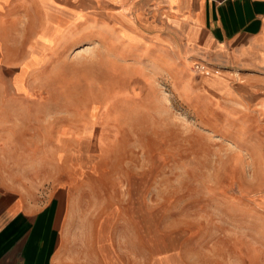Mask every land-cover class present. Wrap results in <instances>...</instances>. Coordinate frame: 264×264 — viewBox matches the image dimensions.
<instances>
[{
    "label": "rangeland",
    "instance_id": "374dc122",
    "mask_svg": "<svg viewBox=\"0 0 264 264\" xmlns=\"http://www.w3.org/2000/svg\"><path fill=\"white\" fill-rule=\"evenodd\" d=\"M24 7L29 33L38 34L28 54L41 38V61L1 63L0 75L22 76L27 88L18 102L40 144L29 155L52 174L56 131L72 137L84 209L93 218L123 209L142 249L150 238L175 259L189 252L261 264L264 130L253 108L234 105V73L186 50L164 0ZM220 75L229 77L223 90L211 86Z\"/></svg>",
    "mask_w": 264,
    "mask_h": 264
},
{
    "label": "crops",
    "instance_id": "0c3cea01",
    "mask_svg": "<svg viewBox=\"0 0 264 264\" xmlns=\"http://www.w3.org/2000/svg\"><path fill=\"white\" fill-rule=\"evenodd\" d=\"M53 1L60 5L78 0ZM164 1L186 50L211 69L229 68L234 73L237 84L234 94L229 93L234 105L253 108L264 130V0ZM29 3L38 5L41 0H0V64L5 67L41 61V38L34 39V53L28 54L29 36H38L30 34L24 22L28 15L24 5ZM56 22L52 19L48 29ZM220 76L211 85L217 90L226 89L229 79ZM23 93L27 88L22 76L0 75V264H220L215 254L210 261L198 253L182 252L177 259L168 252L158 253L150 238L142 249L135 221L120 219L124 211L119 207L95 218L88 214L76 191L72 137L56 131L52 174L45 172L41 156L29 155V148L40 144L29 139L28 111L18 102ZM61 166L67 182L60 180ZM259 243L264 264V237ZM247 254L251 256L250 249ZM227 264L242 262L234 257Z\"/></svg>",
    "mask_w": 264,
    "mask_h": 264
},
{
    "label": "bare ground",
    "instance_id": "6f19581e",
    "mask_svg": "<svg viewBox=\"0 0 264 264\" xmlns=\"http://www.w3.org/2000/svg\"><path fill=\"white\" fill-rule=\"evenodd\" d=\"M203 68H205V67H203Z\"/></svg>",
    "mask_w": 264,
    "mask_h": 264
}]
</instances>
